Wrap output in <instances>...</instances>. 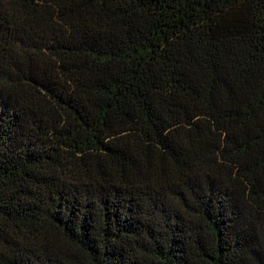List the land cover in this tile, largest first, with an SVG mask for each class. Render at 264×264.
<instances>
[{
    "label": "trees",
    "instance_id": "1",
    "mask_svg": "<svg viewBox=\"0 0 264 264\" xmlns=\"http://www.w3.org/2000/svg\"><path fill=\"white\" fill-rule=\"evenodd\" d=\"M0 264H264V0H0Z\"/></svg>",
    "mask_w": 264,
    "mask_h": 264
}]
</instances>
